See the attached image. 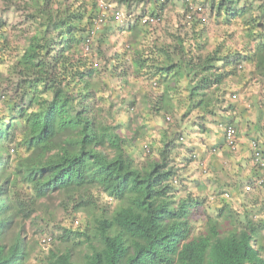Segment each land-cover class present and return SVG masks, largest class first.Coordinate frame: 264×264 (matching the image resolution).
<instances>
[{
	"label": "trees",
	"instance_id": "16d2710c",
	"mask_svg": "<svg viewBox=\"0 0 264 264\" xmlns=\"http://www.w3.org/2000/svg\"><path fill=\"white\" fill-rule=\"evenodd\" d=\"M104 1L160 23L108 13L83 55L98 0H21L0 18V264H264V185L214 194L170 156L183 127L223 123L236 82L264 85V0H197L208 23L166 24L169 0ZM50 198L63 223L30 261L24 223Z\"/></svg>",
	"mask_w": 264,
	"mask_h": 264
},
{
	"label": "crops",
	"instance_id": "0c3cea01",
	"mask_svg": "<svg viewBox=\"0 0 264 264\" xmlns=\"http://www.w3.org/2000/svg\"><path fill=\"white\" fill-rule=\"evenodd\" d=\"M151 8V7H150ZM148 8V10L150 9ZM233 109L223 113V123L233 124L237 130V151L231 152L224 144L223 131L214 123L204 129L187 128L191 149L200 157L201 165L191 163L197 173L188 178L191 186L216 192L238 180L253 182L254 169L250 162L249 144L257 139L264 151V85L262 82H236ZM216 147L217 151L212 152ZM205 185V187H203ZM237 185V184H235ZM209 192V191H208Z\"/></svg>",
	"mask_w": 264,
	"mask_h": 264
},
{
	"label": "rangeland",
	"instance_id": "374dc122",
	"mask_svg": "<svg viewBox=\"0 0 264 264\" xmlns=\"http://www.w3.org/2000/svg\"><path fill=\"white\" fill-rule=\"evenodd\" d=\"M5 2H6V0H0V9L2 8V5ZM20 3H21V0H12V3H10L11 7L9 9H7L5 13L0 12V18L8 19L11 22L16 21V17H17V15L19 16V12L15 10V7L17 5H21ZM144 5H145L144 3H142L141 5L136 3V4H133L129 9H126V7L124 8L123 5H119V6H114V9L120 10L124 14H125V12L128 14L130 13L133 16V18H131V20L133 21V19L135 20L138 16H143V15L149 13V11L147 9L148 6H146V5L144 6ZM182 12H183V3L181 0H169L166 3V9L164 11V15L162 16L163 22L165 24L170 23V22L173 23L172 18L173 17L178 18V15H182ZM208 22H209V17H208ZM165 27L171 28V26H169V25H167V26L165 25ZM135 32H137V31H135ZM130 39H131V37H130ZM111 53H112V50L109 49L108 54H111ZM97 63H98L97 67L101 68L102 67V61L98 60ZM133 88H134L133 91L135 92V87H133ZM136 96H137V99L139 102H138L135 110H133V113H138L140 115V112L146 110L147 105H146V102L144 101V98L142 97V94H137ZM114 103H115V105H118L117 104L118 102L115 101ZM114 109H115V107H114ZM165 115L166 114L161 115L158 118L159 119L158 124L162 126V129H168L169 130V126L171 125V121H170V125H166L164 123V120H163ZM141 118L142 117H140V116H138V117L134 116L135 121H133V123L135 125H137L141 121ZM156 130L157 129H155L154 131H156ZM189 134H190V132H188L185 127H183L179 131L178 137L182 136L184 138V141H180L176 137L177 141L174 142L175 149H173L171 151V153H170L171 157H174V155L176 153H179V152H186V155L188 157H191V155L193 154L194 151H193V149H191L190 146H188L189 141L187 140V137L189 136ZM139 137H141V135H139ZM144 144H146L145 141H143L140 144H137L138 149H139V147L142 148V146H144ZM138 152H139V150H138ZM141 160H142V158L140 159V161ZM250 162H251V160H250ZM251 167H252V169H255L252 162H251ZM197 171H198L197 169H195L193 166L190 165V168H188V170H187V175H192L193 173H197ZM183 172H185V171H183ZM243 182H247V181H243ZM245 185L246 184L243 183L242 191H244L243 188ZM203 187H205V185H203ZM227 189H228L227 187L220 188L219 192L227 190ZM263 190H264V188H263ZM203 192L208 193L204 190H203ZM219 192L217 193L216 198L214 199L215 201L220 196ZM180 194H182V193H180ZM207 195L209 196V193ZM228 200H233V198L229 197ZM57 203H58V199L50 198L48 201L45 202L44 207L41 206L38 208L37 212H35V214H34L35 215L34 218H32L31 220H27L24 223L25 230L23 232V235H24V238L26 241L27 249L29 250V252H31L30 253V261H32L34 256L40 252V247L38 246L39 245L38 242H41V238L46 237L45 235L49 231L54 232V233L58 232L59 229L56 227V225H61V223H63L62 211H61V209ZM44 208H45V210L50 211L53 214L52 219L50 218V220H48V218L45 217V219H47L48 222H45V221L39 222L37 219H41L42 217H44V215L42 213ZM208 212L211 214H214V210H212V209H208ZM47 216L49 217V215H47Z\"/></svg>",
	"mask_w": 264,
	"mask_h": 264
},
{
	"label": "built area",
	"instance_id": "2783aa9c",
	"mask_svg": "<svg viewBox=\"0 0 264 264\" xmlns=\"http://www.w3.org/2000/svg\"><path fill=\"white\" fill-rule=\"evenodd\" d=\"M98 3H99L98 5L99 13L96 16V19L93 23L92 30L90 31L89 35L84 41V44L82 45V51L84 54L89 53L91 51V43L94 33L102 24L105 23L107 19L106 15L108 13L112 12L113 16L118 18L119 22H122V20H120L122 16L121 12L117 10H111V5L104 2L103 0H99ZM183 3L185 5V16L187 20L191 19L193 16L196 15L201 19L202 22L207 21L206 13L204 12L203 7L198 2H196L195 0H183ZM140 23L145 25L159 24L160 18L159 16L148 14L140 18ZM233 97H235V95H233ZM166 119L169 120V117H167ZM220 127L223 130L224 143L226 147L230 151H236L237 130L235 126L232 124H224V125H220ZM215 151L216 149L213 148L212 152ZM250 158L254 168L257 171L259 170V176L256 178V184L262 185L264 184V154L262 153L260 149V145L257 140L250 141Z\"/></svg>",
	"mask_w": 264,
	"mask_h": 264
},
{
	"label": "clouds",
	"instance_id": "9594fccd",
	"mask_svg": "<svg viewBox=\"0 0 264 264\" xmlns=\"http://www.w3.org/2000/svg\"><path fill=\"white\" fill-rule=\"evenodd\" d=\"M99 1V0H98ZM104 1V0H103ZM196 2H198L197 0H195ZM105 2V1H104ZM182 3H183V0H182ZM199 3V2H198ZM109 4V3H108ZM200 4V3H199ZM111 5V10H115L114 8H112V4H110ZM201 5V4H200ZM202 6V5H201ZM183 12H184V14H185V5H184V3H183ZM117 11H119L120 12V10H117ZM110 14H112V12H110ZM149 13H147V14H145V15H148ZM145 15H143V16H145ZM149 15H154V14H149ZM128 16H130V17H128ZM143 16H138L135 20H137L138 19V21H139V23H140V18L141 17H143ZM127 19H130L131 20V18H133V16L129 13H127ZM107 20V19H106ZM134 19H133V21L131 20V22L133 23L134 21H135ZM207 20H208V17H207ZM106 22V21H105ZM207 22V21H206ZM123 24V23H122ZM140 24H142V23H140ZM103 25V24H102ZM101 25V26H102ZM142 25H145V24H142ZM148 25V24H147ZM150 25H152V24H150ZM154 25V24H153ZM100 26V27H101ZM92 50H93V48L91 47V51L89 52V53H86V54H84L83 53V51H82V54L83 55H89V54H91V52H92ZM95 50V49H94ZM96 66H98V63H97V65ZM233 95H235V94H232V99H234L235 97H236V95H235V97H233ZM224 124H230V123H220L219 125H217V127L218 128H220L221 129V127H220V125H224ZM233 125V124H232ZM223 131V130H222ZM183 137H181L180 138V140L181 141H184V138L182 139ZM224 138V137H223ZM253 140H257V139H253ZM258 141V140H257ZM258 143H259V141H258ZM225 144V143H224ZM259 145H260V143H259ZM213 149V148H212ZM249 149H250V144H249ZM260 149H261V151H262V153L264 154V151L262 150V148H261V145H260ZM236 151H237V149H236ZM236 151H231V152H236ZM191 157L193 158V162L192 163H196L197 165H201V163H199L200 162V157L196 154V153H194L193 152V154L191 155ZM250 160H251V158H250ZM254 170H256V169H254ZM259 176V174L258 175H256L255 177H254V179H253V182H252V184H253V186H261V185H257L256 184V178ZM250 184V183H249ZM262 185H264V184H262ZM227 187V186H226ZM227 194V195H226ZM229 195V193L227 192V191H225L223 194H222V196H224V197H227ZM213 196V198H214V195H212ZM41 241H49L48 240V237H43V238H41Z\"/></svg>",
	"mask_w": 264,
	"mask_h": 264
}]
</instances>
